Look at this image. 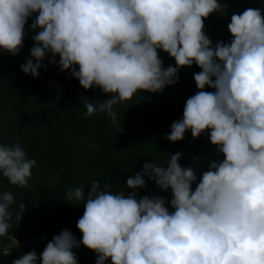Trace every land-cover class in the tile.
<instances>
[{
    "label": "clouds",
    "instance_id": "1",
    "mask_svg": "<svg viewBox=\"0 0 264 264\" xmlns=\"http://www.w3.org/2000/svg\"><path fill=\"white\" fill-rule=\"evenodd\" d=\"M213 14L227 15V5L221 0H0V51L17 56L32 19L36 34L30 59L20 65L24 74L37 78L46 57L49 63L59 57L61 72L69 71L84 90L96 88L110 97L98 104L88 99L85 118L99 112L121 128L117 105L141 92L162 93L179 82V69L195 64L197 92L165 139L179 142L190 132L195 140L207 132L223 156L198 177L196 168L181 166L182 153L167 159L162 154V164L148 160L127 178V194H114L98 181L87 195L84 185L68 189L66 200L84 206L76 225L81 240L62 230L39 258L33 250L12 264H78L73 249L81 245L95 253V264H264V10L233 13L227 25L231 40L215 45L204 31V20ZM160 52L175 66L165 68ZM37 166L19 143L0 144V175L11 185L27 188ZM146 180L170 192V200L138 198ZM16 202L12 192L0 194V237L12 227Z\"/></svg>",
    "mask_w": 264,
    "mask_h": 264
},
{
    "label": "trees",
    "instance_id": "2",
    "mask_svg": "<svg viewBox=\"0 0 264 264\" xmlns=\"http://www.w3.org/2000/svg\"><path fill=\"white\" fill-rule=\"evenodd\" d=\"M221 3L227 5V15L213 14L204 20V31L213 45L231 40L227 25L233 13L256 7L264 10V0ZM31 23L29 19L25 25L23 47L17 56L0 51V144L19 143L38 165L32 169L27 188L13 186L0 175V194L12 192L17 200L11 209L12 227L0 237V264H12L33 250L39 258L53 236L65 229L81 240L76 225L84 206L66 200L68 189L84 185L87 195L90 184L98 181L101 186L107 184V190L114 194H127L131 191L125 185L127 178L141 172L148 160L162 164V154L167 159L170 154L182 153L181 166L196 168L198 177L209 162L223 160L210 144L207 132L195 140L190 132L179 142L165 139L171 124L182 119L186 100L197 92L193 75L200 69L195 64L179 69V82L165 87L162 93L141 92L117 105L119 128L106 114L98 112L85 118L88 99L98 104L110 97L96 88L84 90L69 71L61 72L57 67L59 57L56 63H49L50 57H46L37 78L21 71L20 65L30 59L36 34ZM159 56L165 68L175 66L167 54L160 52ZM52 180L55 183H50ZM146 195L171 198L170 192L159 191L147 180L145 189L137 190L138 198ZM73 251L78 264H95V253L82 245ZM106 264H111L110 260Z\"/></svg>",
    "mask_w": 264,
    "mask_h": 264
},
{
    "label": "rangeland",
    "instance_id": "3",
    "mask_svg": "<svg viewBox=\"0 0 264 264\" xmlns=\"http://www.w3.org/2000/svg\"><path fill=\"white\" fill-rule=\"evenodd\" d=\"M18 258H20V257H18ZM18 258H17V259H18Z\"/></svg>",
    "mask_w": 264,
    "mask_h": 264
}]
</instances>
